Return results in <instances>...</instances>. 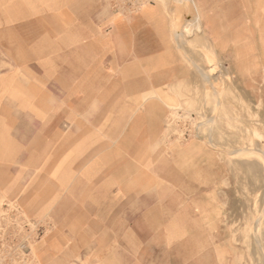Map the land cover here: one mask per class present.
Instances as JSON below:
<instances>
[{"label": "rangeland", "instance_id": "obj_1", "mask_svg": "<svg viewBox=\"0 0 264 264\" xmlns=\"http://www.w3.org/2000/svg\"><path fill=\"white\" fill-rule=\"evenodd\" d=\"M150 1L171 12L173 0H140L135 8ZM247 1L258 18L262 0ZM251 23V37L233 38L226 35L228 22L220 21L223 35L214 41L205 23L198 34L199 20L174 42L177 51L169 56L178 75L151 96L164 111L156 123L133 115L152 101L135 105L119 122L114 108L100 115L97 107L92 125H107L109 142L115 125L122 126L124 150L109 151L107 180L93 179L81 198L58 196L50 177L38 192L33 172L26 183L32 208L38 199L55 204L54 211L37 213L0 188V264H264L255 238L260 222L264 245V161L257 154H264V22ZM69 72L28 68L16 71V81L43 92L51 106L53 93L66 92ZM34 120L29 113L28 126ZM153 125L160 132L148 131ZM134 152L154 164L140 163Z\"/></svg>", "mask_w": 264, "mask_h": 264}, {"label": "crops", "instance_id": "obj_2", "mask_svg": "<svg viewBox=\"0 0 264 264\" xmlns=\"http://www.w3.org/2000/svg\"><path fill=\"white\" fill-rule=\"evenodd\" d=\"M139 1L0 0V147L4 151L0 188L7 198H20L27 211L52 212L55 205L38 199L32 208L29 196L33 195L26 183L33 172L38 192L44 190L45 177H50L58 196L66 193L69 200L91 190L86 186L93 179L107 180L109 151L118 155L124 150L119 142L123 127L115 125L116 135L109 145L107 125H92L97 107L100 115L114 108L119 122V117H127L135 105L148 100L152 103L144 112L133 115L152 116L154 123L164 115L151 96L178 75L179 66L169 56L177 51L174 42L181 39L175 28L178 14L161 11L153 1L135 8ZM193 1L199 7L198 34L203 35L205 23L214 41L223 35L220 21L228 22L226 35L233 38L251 37V22H264V0L258 18L252 17L247 0ZM184 14L180 22L188 20ZM240 21L243 28L237 29ZM28 68L71 70L65 78L66 92L52 94L56 104L45 106L43 92L31 93L26 83L16 81V71ZM91 70L99 71L92 74ZM32 112L35 125L28 126ZM136 153L133 158L140 163L154 164ZM105 189L102 184V195ZM38 192L37 198L44 195Z\"/></svg>", "mask_w": 264, "mask_h": 264}, {"label": "bare ground", "instance_id": "obj_3", "mask_svg": "<svg viewBox=\"0 0 264 264\" xmlns=\"http://www.w3.org/2000/svg\"><path fill=\"white\" fill-rule=\"evenodd\" d=\"M163 3V2H162ZM171 4V3H170ZM169 5V4H168ZM171 11L172 12H174L175 13V16L177 15V17L176 18H178L176 21H175V28H177L176 26H177V24L180 22V17H181V15H183L184 13L187 15V16H190V14H192L193 16H192V18H190V19H188V20H186L184 23H183V26L181 27V29H180V32H179V34L177 35L176 33V35H177V39H180V38H184V36L185 35H187V31H188V28L189 27H195L197 24H198V21H199V14H198V12H199V9L196 7V5H195V3H194V1L193 0H173V2H172V5H171ZM199 25V24H198ZM174 26V25H173ZM230 29V28H229ZM173 31V30H172ZM173 32H176L175 30L173 31ZM175 34H173L174 36H175ZM174 38H176V37H174ZM176 41V40H175ZM142 43V42H141ZM183 44H185V43H183ZM140 47V46H139ZM180 47V46H179ZM184 50V49H183ZM185 56V55H184ZM186 58H187V56H186ZM192 61V60H191ZM194 64V63H193ZM197 68H199L198 66H197ZM201 74V76L203 77V80H204V82L205 83H208L209 85H210V83H209V81L207 80V72H201L200 73ZM212 76V75H211ZM217 78V77H216ZM214 76H213V79H214V83H218L217 82V79H216ZM210 87L213 89V95L212 96H215L216 94H215V88L212 86V85H210ZM216 97V96H215ZM217 98V97H216ZM215 98V99H216ZM217 100V99H216ZM217 102H218V100H217ZM217 105H219V103H217ZM212 131V129L211 128H209V132H211ZM210 139H211V137H210ZM211 141V140H210ZM213 141V140H212ZM181 145V144H180ZM183 145V144H182ZM182 145H181V147H182ZM251 152L253 151V150H250ZM255 151V150H254ZM258 151V150H257ZM241 152H245V151H241ZM253 153V152H252ZM250 155H251V153H249ZM257 154H260V156H261V158H262V160L264 161V154L263 153H257ZM255 231H256V235H255V238H256V245H257V249L259 250V251H261L262 252V259L264 260V245H263V243L261 242V240H260V237H261V223L259 222V223H257V226H256V229H255Z\"/></svg>", "mask_w": 264, "mask_h": 264}, {"label": "water", "instance_id": "obj_4", "mask_svg": "<svg viewBox=\"0 0 264 264\" xmlns=\"http://www.w3.org/2000/svg\"><path fill=\"white\" fill-rule=\"evenodd\" d=\"M192 14H190V16H187L186 14H184V17L183 18H187V19H190V18H192ZM185 21H184V19H183V21H181L179 24H178V26H177V32L179 33L180 32V29H181V27L183 26V23H184Z\"/></svg>", "mask_w": 264, "mask_h": 264}]
</instances>
